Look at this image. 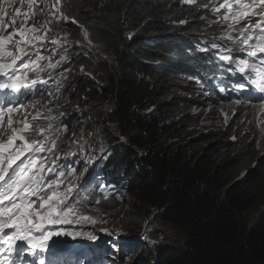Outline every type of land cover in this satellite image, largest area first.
Instances as JSON below:
<instances>
[{"label": "trees", "instance_id": "obj_1", "mask_svg": "<svg viewBox=\"0 0 264 264\" xmlns=\"http://www.w3.org/2000/svg\"><path fill=\"white\" fill-rule=\"evenodd\" d=\"M219 2H68L74 18L103 44L81 54L82 96L72 99L90 110L82 111L81 118H97L112 139L107 171L126 183L125 195L133 200L123 231L133 236L124 257L136 260L131 264H145L146 253L147 264H264V172L251 169L249 180L234 182L233 170L240 157H254L249 151L257 145L256 128L249 136L213 130L221 138L205 146L196 126L205 121L204 112L219 121L216 108L235 102L228 95L230 81L217 85L215 70H226L229 62L221 56L233 58L239 29L256 24L232 23L233 29L227 21L202 25L214 17L210 6ZM83 119L81 126L86 125ZM73 121L75 133L81 134ZM261 161L264 165V157ZM85 192L83 207L98 195L97 209L118 205L114 196ZM172 235L177 240L172 242Z\"/></svg>", "mask_w": 264, "mask_h": 264}, {"label": "rangeland", "instance_id": "obj_2", "mask_svg": "<svg viewBox=\"0 0 264 264\" xmlns=\"http://www.w3.org/2000/svg\"><path fill=\"white\" fill-rule=\"evenodd\" d=\"M68 2L69 0H59L58 3L57 0H44V10L41 12L33 9V5L31 6L32 12H30L28 5L27 8L20 11L21 14L17 16V22L14 26L9 24L10 26H7L3 32H0V35L7 36L12 33L14 29H20L22 27L26 29L35 27L37 29L35 33H26L27 35L23 38L26 43H22L19 46H13L12 43L6 44V49L9 51L18 52V48L23 47L28 53L27 56L22 57V59L17 61L16 64V75L20 77L19 81L9 80L8 77L0 75L4 82L16 83L18 90H7L16 96V98H19L12 108H16L14 110L21 115V118L23 117L20 122L21 125L16 128L18 130L17 139L13 141V146L11 147L9 153L14 152L16 148L23 143V141L18 138L19 135H24L28 143L39 141L36 137H34V134L50 124L47 121L46 116H48V118H52L56 115L55 112H58V119L65 118V121L59 125L58 132L60 133H47L43 136V139L47 136L49 137L48 140L46 142L43 140L44 143L40 141L44 144L45 149L50 148V151L45 150L35 153L34 155L32 152H26L20 157V159L25 160L28 156H32L34 164L29 175L35 173L41 165H43L44 168V170L40 173L41 176L44 177L45 175L51 173L52 175L50 180H52L57 175L58 178L54 180L62 181V183H59L58 187V191L60 192H63L70 184L73 185L74 187L72 188L70 201L73 203L78 201V203H75L77 216L74 217V219L79 216H89L96 222L92 223L90 221L81 220L79 223L64 225L63 227L65 230L79 232L80 236L53 237L52 240L49 241L50 251L45 253L44 258L47 259L49 256H52L53 252L56 251L64 255H70L72 252L70 250L78 247L73 252H78L77 255L80 257L89 258V261L84 264H116L115 257L113 256L114 247L110 243H113L116 240V237H118V240H121V237L125 235L123 231H126L125 226L130 223V221H127L126 218L129 214V210L133 206V200L128 197L127 194L125 195V189L123 188L125 184L123 182H119L117 179H112L109 175L110 173L107 172L105 159L109 156V154H111L110 143L112 144V139L108 138L105 126L96 122L98 120L97 118H94L91 122L86 119L84 120L83 115V118H81L82 111L88 112L90 110H84L79 107L72 99H78L82 96L81 87L79 86L80 81L82 80V63L77 64V62L82 59L81 54H84L85 49H91L92 45L98 47L103 46V44L97 38L96 33L89 28L82 29L76 33H73L70 30H65L71 26H65L64 22L75 23L73 22L75 21L73 19L74 14L70 11ZM222 3L223 2L212 4L210 6L211 12L215 15L213 18H206L202 25H212L219 22H225L221 19V16L226 14V9L220 8ZM56 8H59V13L56 11ZM214 8H218L219 11L214 12ZM222 10H225V13L221 15L220 12ZM257 10L259 9H253V11ZM24 13L30 14L27 18H25L23 15ZM60 13H63V15L61 16ZM11 19L12 18L7 15L5 21L9 22ZM246 19L247 22H250V19H252L251 13L245 18V20ZM227 22H231V24L233 23L231 19ZM19 23L21 26L18 25ZM262 26H264V23H262ZM85 32L88 33L87 38H85ZM258 34L259 29H256L254 38ZM38 35L43 37V39H33V37ZM21 39L22 38L18 33L13 37V41ZM89 40L91 41V44H89ZM241 40L242 37L234 44V47L241 49V51H234L233 59H235V61H238L239 59H247L249 64L257 63L258 67H264V65H260L258 63L259 59L264 57L259 55L255 58L248 57L247 51L252 49H248L246 45H243ZM249 43L255 44L256 39ZM37 55L44 57V59L37 60L36 62L40 68H43L44 74L47 76L46 85L37 91L33 96H26V93L29 92L31 87L27 89L29 86L27 85L29 78L25 75L26 69L21 68L20 64L28 61L29 59L36 60ZM94 55L103 57V55L98 52ZM8 59V57L3 58L4 62H8ZM57 61H59L58 64ZM93 61L97 62L98 60L93 58ZM50 63L56 66L50 67ZM84 68L86 69V67ZM236 68L237 66L234 64L232 66H228L226 70L222 72L224 74H229ZM9 73L11 75V70H9ZM71 73H73L76 78H72ZM90 77L94 76L91 74ZM246 79L249 78L247 77ZM62 88L63 91L60 95L56 94V91ZM208 95L211 96L212 93L208 92ZM33 100L34 103L32 102ZM258 100L259 101L256 100L255 102L257 103L253 105L248 103V101L242 108H239L238 105L234 103L224 105L220 109L217 107L215 116L219 121L212 120L211 117L205 115L206 113L204 112L202 118H204L205 121L196 124L198 130H200V132L204 135L202 139H205H203L204 141L202 144L205 146H208V144L215 145L216 142H219L221 137L215 135L213 130L218 129L225 133L233 130L237 133H246V135L249 136L251 132H254L252 128H256L255 135L257 145L254 149L249 151L254 155V157L252 156L253 158L246 160H244L243 157L239 158L240 164L235 166L233 169L237 173L234 182L243 177L246 180H249L252 174V171H250L251 169H254V174H261L264 172V165L261 161L264 157V98L261 96ZM20 103H22V106L20 105L17 107ZM33 117H35V119H33ZM74 119L79 124V133L81 134L75 133L76 126L73 128L74 130L70 129L74 123ZM82 119L86 123L85 126H81V124H83L81 123ZM26 124L28 127L25 131L19 132L20 129L25 128ZM83 128L85 130V134L83 132ZM234 136L235 135L232 134L231 138ZM3 140H7V138L5 137ZM119 140L120 142H123L124 138L119 136ZM53 141H55V147H51ZM218 156L220 159L222 154H218ZM61 161H65V165L60 167ZM16 163H19V160H17ZM69 168H74L75 172H71ZM49 169H55V171H49ZM60 172H64L63 177L59 176ZM96 181L98 182L97 190L100 188L101 194L116 197L118 205L111 206V209L106 210L97 209L98 205L95 207H91L89 205L87 207H83L79 204L81 202L80 196L86 193L84 188H86L88 184H93ZM38 203L39 202H37V204ZM142 227L145 228L146 224L144 223ZM102 229H106L107 231H102ZM93 237H95V239H93ZM175 240L177 239H175L172 235L171 241L173 242ZM149 241L154 243L152 239H149ZM95 244L98 245L101 252L97 255V258L94 257L92 259L90 249L95 246ZM122 244L123 243H119L118 247L121 248ZM125 244L133 246V244L130 243ZM154 244L157 245L158 243ZM143 257L145 259L144 263L147 264L149 254L146 253ZM80 262H83V259L78 261V263Z\"/></svg>", "mask_w": 264, "mask_h": 264}, {"label": "snow or ice", "instance_id": "obj_3", "mask_svg": "<svg viewBox=\"0 0 264 264\" xmlns=\"http://www.w3.org/2000/svg\"><path fill=\"white\" fill-rule=\"evenodd\" d=\"M34 2L35 0H28L30 10ZM58 2L59 0H57ZM185 2L193 3L194 0H185ZM3 3L11 5L13 0H3ZM21 3H23V0H21ZM233 4L237 5V7L233 8ZM257 6L259 7V12L253 11ZM220 8L226 9V14L221 16V19L223 21L231 19L234 24H239L245 20L250 13L252 16L264 18V0H252L250 4L242 3V0H223ZM14 11L15 15L12 16L11 21L6 22L7 10L4 7H0V32H3L9 24L13 26L16 24L17 16L21 13L19 8ZM56 11L59 13V8H56ZM213 11L218 12L219 9L214 8ZM29 14L24 13L23 15L27 18ZM60 15L62 16L63 13H60ZM262 23H264V19L253 26L239 29L242 37L241 43L246 45L248 49H252L247 51L248 57L255 58L258 55L264 57V26H262ZM229 29H233L232 24L229 25ZM254 29H259L260 31L255 37L256 43L250 44L249 42L254 39L251 34ZM36 31L35 27L27 29L22 27L14 29L7 36L0 35V75L8 77L9 80L19 81L20 77L16 75V64L28 53L23 47L18 48V52L9 51L6 49V44L12 43L13 46H19L22 43H26L23 39L26 33H35ZM17 33L22 39L13 41V37ZM245 33L248 34L245 35ZM84 35L87 38L88 33L85 32ZM33 39L41 40L43 37L35 36ZM229 39H231L230 36ZM89 44H91L90 40ZM212 47L217 48L218 46L213 44ZM227 51L230 52L231 50ZM4 57L9 58L8 62H4ZM41 59H44V57L37 55L36 60L29 59L21 63L20 67L29 71L37 70V75H39V71H43V68H40L36 61ZM221 59L236 64L241 74H244L246 69H251L249 75H254L250 86H254L264 98V67H258L257 63L249 64L247 59L234 61L232 56L227 54L222 55ZM58 63L59 61H57ZM258 63L264 65V58L259 59ZM49 66L55 67L56 65L50 63ZM9 70H11V75ZM36 83V80L31 81L32 85ZM245 84H248L247 80H245ZM245 84H241L239 87L244 88ZM0 89L18 90L16 83H0ZM5 111L8 113L14 111L10 103L8 105H0V125L3 123L2 117ZM12 123L13 121L9 115L7 121L9 127L7 129L0 128V264H46L44 256L50 248L49 241L53 237H75L80 235L79 232L65 230L64 225L79 223L81 220L92 223L96 221L89 216H79L74 219L77 216L75 203H78V201L75 203L70 201L73 185L70 184L63 192H60L58 187L62 181L50 180L45 183L44 177L40 175L44 170L43 165L35 173L29 175L34 164L32 156H28L25 160H21L20 157L26 152H32L34 155L45 150L50 151V148L45 149L44 144L40 141L28 143L24 135H19L18 138L23 143L14 152L5 155V151L11 148L13 141L17 139L18 130L11 128ZM27 127L28 125L26 124L25 128L20 129L19 132L25 131ZM39 131L43 134L45 129H40ZM6 132H11V135L4 142L3 136ZM47 140L48 137L45 136V142ZM51 147H55V141L52 142ZM17 160H19V163H16ZM49 171H55V169H49ZM71 171L74 173L75 169ZM59 176L63 177L64 172H60ZM37 202L39 203L37 204ZM102 231L107 230L102 229ZM28 257L33 258L31 262L28 261ZM52 264H56V262L53 261Z\"/></svg>", "mask_w": 264, "mask_h": 264}, {"label": "clouds", "instance_id": "obj_4", "mask_svg": "<svg viewBox=\"0 0 264 264\" xmlns=\"http://www.w3.org/2000/svg\"><path fill=\"white\" fill-rule=\"evenodd\" d=\"M36 1H37V3H36ZM43 3H44V0H35V2L32 4L33 5V9H36L37 11L41 12L42 10H44ZM28 5H29L28 4V0H23V3H21V0H13V3L11 5H9L7 3H3V0H0V7H4L7 10V15L10 18H12V16L15 15V11H14L15 9L19 8L20 11H21V10L27 8ZM30 12H31V10H30ZM257 12H259V10H257ZM7 15L5 16V18L7 17ZM253 18H255V19H253ZM261 18L262 17L259 18L258 16L257 17L252 16V19H250V21L258 23V22H261ZM73 19L75 20V23L64 22L65 26H67V27L71 26V27H68L65 30H70L72 27H77L79 29V31L82 30V29H86V27H84L78 19H76V18H73ZM262 19H264V18H262ZM241 22H247V20L241 21ZM255 30L256 29H254L253 32L251 33L253 35V37H254ZM254 40H255V38L252 41H250V42H253ZM236 51L240 52L241 49L236 48ZM233 60L235 61V59H233ZM73 64H74V62H73ZM232 65H234V63H231V62H229V64L226 63V68L228 66H232ZM215 71H216V73L218 74V77H219V81H218L219 84H217V85H221L225 81H230L229 90L237 92L236 95L233 96L234 99H235V102H231V103L237 104L239 108H242L248 101H249L248 103H250L251 105L257 103V102H255V100H253L252 102L250 101V96L253 95V93L256 90L254 86H250L251 83H252L253 75H254V74L249 75V73H251V70H246V72L244 74H241L238 71V68L234 69L233 72H231L229 74H224L223 72L217 71V70H215ZM222 71H225V70H222ZM31 72H37V70H32ZM39 74H40L41 79H43L44 86H45L46 85V81H47V76L44 74V71H39ZM240 76L242 77V80L239 79ZM247 77L249 79H246ZM245 80L248 81V84H245ZM222 81H224V82H222ZM220 82H222V83H220ZM0 83H6V82L3 81V78L1 76H0ZM235 83L237 84L236 86H235ZM241 84H245L244 88H240L239 87ZM4 90H7V89H4ZM0 91H2V90H0ZM62 91H63V88L57 90L56 94L60 95V93ZM220 91H222V90H220ZM11 97H14V96L12 95ZM237 101H239V103H237ZM55 114L56 115L54 117L58 118L59 117L58 112H55ZM9 115L11 116V119L13 121V123L11 125V128L16 129L20 125L21 115L16 110L12 111L11 113H8L7 111H5L4 114H3V117H2L3 123H2V125H0V128L7 129L9 127V125L7 124V121L9 119ZM61 120H62V122H64L65 118H61ZM50 126L51 127L49 129L47 127H43V129H46V130H49V131H55V125L52 123ZM74 126H75V124L73 123L72 124V129L74 128ZM39 133H40V131H37L34 134V137L38 136ZM9 135H11V132L4 133L3 139L5 137L7 138ZM3 141L6 142V140H3ZM10 150H11V148H8L5 151V155H8ZM112 179H116V178H112ZM131 238H133V236L125 234V240H126L125 243H128L127 240H129ZM125 243H123V244H125ZM119 261H120L121 264H131L135 260L126 261L124 258H121V259H119Z\"/></svg>", "mask_w": 264, "mask_h": 264}, {"label": "bare ground", "instance_id": "obj_5", "mask_svg": "<svg viewBox=\"0 0 264 264\" xmlns=\"http://www.w3.org/2000/svg\"><path fill=\"white\" fill-rule=\"evenodd\" d=\"M220 3V2H219ZM250 3H252V0H250V2H249V4ZM69 4V3H68ZM29 7V6H28ZM257 9H259V7L257 6L256 7ZM256 8H254V9H256ZM32 9V8H31ZM32 12V11H31ZM8 22V21H7ZM18 22H20V21H18ZM32 22V21H31ZM18 25H20V23L18 24ZM10 26V25H9ZM21 26V25H20ZM46 26V25H45ZM8 29V28H7ZM11 29H12V27H11ZM9 30V29H8ZM39 33V32H38ZM27 35V34H26ZM29 35V34H28ZM39 36V35H38ZM32 37V36H31ZM17 41V40H16ZM201 45V44H200ZM6 59V58H5ZM45 63V62H44ZM43 63V64H44ZM171 69H173V68H171ZM59 70V69H58ZM55 72V71H54ZM51 75V74H50ZM55 78H57V77H55ZM50 80V79H49ZM57 82V81H56ZM49 83V82H48ZM237 84L235 83V86H236ZM56 90V89H55ZM52 92V91H51ZM255 92H256V94H260L261 95V93L259 92V91H257V90H255ZM48 93H50V92H48ZM236 91H232L231 93H229L228 95L229 96H235L236 95ZM40 94V93H39ZM47 94V93H46ZM55 96V95H54ZM25 97V96H24ZM38 97H39V95H38ZM46 97V96H45ZM62 97V96H61ZM41 98V97H40ZM39 98V99H40ZM44 98V97H43ZM46 100V99H45ZM56 101V100H55ZM0 102H3V103H5V100L2 98V97H0ZM33 103H34V100L32 101ZM36 102V101H35ZM44 103V102H43ZM36 104V103H35ZM31 105V104H30ZM30 105H28V106H30ZM38 105V104H37ZM22 106V105H21ZM39 106V105H38ZM24 108H25V106H24ZM159 108V107H158ZM14 109H16V108H14ZM31 110V109H30ZM36 110V109H35ZM33 111V110H32ZM37 111V110H36ZM23 112V111H22ZM33 112H35V111H33ZM40 112V111H39ZM21 113V112H20ZM30 113V112H29ZM30 116V115H29ZM28 116V117H29ZM40 116V115H39ZM23 118V117H22ZM21 118V119H22ZM40 118V117H39ZM22 121V120H21ZM21 125V124H20ZM45 139V138H44ZM59 139V138H58ZM29 141V140H28ZM43 143H44V141H42ZM58 143V142H57ZM19 147V146H18ZM37 156V155H36ZM36 162V161H35ZM71 164V163H70ZM72 165V164H71ZM71 165H69V166H71ZM68 167V166H67ZM71 167H73V166H71ZM47 168V167H46ZM70 169V168H69ZM74 169V168H73ZM70 170H72V168L70 169ZM45 172V171H44ZM72 172V171H71ZM68 173V172H67ZM67 175V174H66ZM57 176V175H56ZM68 176V175H67ZM67 179V178H66ZM64 181V180H63ZM80 236V235H79ZM78 236V237H79ZM83 238V237H82ZM76 239V238H75ZM80 239V238H79ZM101 241V240H100ZM81 242V241H80ZM123 246H125V247H129L128 245H126V244H124ZM114 247V250H117V247L116 246H113Z\"/></svg>", "mask_w": 264, "mask_h": 264}]
</instances>
